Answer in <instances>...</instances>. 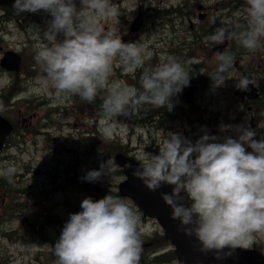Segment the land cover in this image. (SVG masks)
Segmentation results:
<instances>
[{
  "label": "clouds",
  "instance_id": "9594fccd",
  "mask_svg": "<svg viewBox=\"0 0 264 264\" xmlns=\"http://www.w3.org/2000/svg\"><path fill=\"white\" fill-rule=\"evenodd\" d=\"M245 24L221 26L206 37L216 44L236 40L252 52L264 46V0H246ZM16 13H47L44 34L54 41L51 47L38 44L35 59L46 74L45 84L58 99L78 95L92 103L106 91L101 110L103 120L124 123L138 112L174 107L171 100L190 86L191 77L175 58L154 68H144L139 87H129L112 79L114 67L135 73L150 59L151 52L137 42L125 43L102 22L117 15L112 0H15ZM62 36L63 39L57 38ZM217 67L210 76L214 88L230 79L235 56L229 49L216 52ZM239 91H248L255 81L248 76L236 80ZM4 111L0 105V112ZM222 135L207 129L193 142L181 133L167 132L158 154L138 158L133 177L155 193L170 186L161 198L177 221L178 232L195 239L194 249L213 254L217 261L232 258L237 249H249L264 239V137L256 139L250 125H220ZM104 138L112 127L102 129ZM236 133V138L227 135ZM251 149V151H248ZM112 159L99 169L86 172L81 180L97 183L110 177ZM14 170L0 171L11 182ZM190 202V203H189ZM78 213L70 214L53 248L55 264H139L143 235L150 227L119 197L106 195L100 200L85 198ZM264 254V249L261 250Z\"/></svg>",
  "mask_w": 264,
  "mask_h": 264
},
{
  "label": "rangeland",
  "instance_id": "374dc122",
  "mask_svg": "<svg viewBox=\"0 0 264 264\" xmlns=\"http://www.w3.org/2000/svg\"><path fill=\"white\" fill-rule=\"evenodd\" d=\"M220 1L221 0H112L117 7V15L103 21L102 24L106 31L111 30L115 34L121 36L130 31L134 18L139 14L142 15L141 11H147L149 8L156 5H171L174 7L178 6L183 15L182 17L175 19L177 23L172 21V24L182 31V28H187L188 24H190L189 19L202 24L205 22L197 17V6L198 4H203L207 7V11L209 10L208 13L210 14L206 21L211 23L215 29L221 26L231 28L235 23L233 20H228V11L221 9ZM119 4L124 6L120 7ZM77 6L79 7V0H77ZM118 12L123 14L121 19H118ZM1 13L0 10V17L2 16ZM36 18L38 19L35 23L31 22L29 26L27 25L28 33L30 34L34 45H52L54 41L49 38H47V41H44L40 33H44V31L47 30L48 21L51 20V17L47 13L41 11L37 13ZM180 19L184 20L183 25L180 24ZM154 34L155 37L165 35L162 34V32H156ZM57 39L60 40L63 39V37L60 36ZM28 40L27 33L23 31L19 25L16 23H2L0 21V58L10 49L21 52L27 47ZM198 53H200V56ZM197 55L199 59L204 62L206 68L213 73L217 67V61L214 59L215 53H209L204 50L203 54L198 51ZM249 60V67H252V72L261 74L260 77L264 80V63H261L254 55L250 56V58L245 57L244 63H248ZM240 76V74H230V79L221 87L222 92H224L223 94L226 95V93H232L230 87L240 78ZM10 81L11 76L8 73L0 71V89L5 87ZM204 91L203 88H200L197 91V98L199 100H213V98L219 99L217 95L213 97L211 93H205ZM29 96H34L36 100H40L42 97L49 99L54 98L56 106L60 109L59 112L52 113V120L55 121L52 126L53 129L50 130L51 133H53L52 137L45 138L42 134L35 135L27 131L24 137L19 136V138L23 140L20 144L21 146H9L2 154V160L9 154H11L13 159L7 158L3 160L2 166L4 165V168H0V171L14 168L20 172H25L23 183L24 185H29L31 191L29 192L30 196H24L27 208L19 212L15 219L7 221L0 226V231L16 229L23 237L22 240L18 242H4L12 254L14 261L13 264H41V262L37 260V253L45 252L49 249V243L44 241L40 236L41 233L33 227L31 221L33 218L38 217L42 219V214L44 215L45 213H48V211L57 213L60 218H62L63 223L61 225H46L44 226L43 231H45L50 237H56L59 239L70 214H73L72 206L70 205L76 204L80 207L81 202L85 198H89L93 195H95V200L104 198L102 193L93 194L85 189L86 187L84 181L81 180V177L84 176L87 171L92 169L98 170L102 161L112 159L113 167L111 176L104 177L102 181L97 182V184L104 188L108 187L110 190L118 191V184L125 178L122 173L117 172L120 170L115 164L114 157L107 156L103 153L93 152L92 149L97 148V146H92V144L95 143L93 134L88 136L86 133L80 132L81 130L77 126L78 123L75 124L76 122H74L73 119L78 116L77 103H74V105H68L69 109H73L74 107V111L63 108L64 102L55 97L54 89L47 86L43 79H33L29 81L27 89L21 97L26 98ZM173 105H175V103H173ZM235 111H237V109ZM44 113V109H39L37 119L44 115ZM92 113L93 115L95 114L94 110H92ZM13 116L18 122L23 123L21 118L18 119V116L15 114H13ZM247 119V115L242 117L243 121H246ZM118 120L122 122L120 117ZM28 121H31L33 125L28 126L27 128L33 129L37 120L30 119L26 120L24 123H27ZM98 122L101 125V130L107 127H112L111 136L118 137L125 142L129 141V143H127L133 148V152L138 157L147 155L145 147L150 145L147 132H155L153 127L138 129L136 126L128 125L126 121L122 122L125 125L123 127L119 122L115 121H106L102 119L98 120ZM163 122L166 124L168 123L167 121ZM243 123L248 124L247 122ZM243 123L240 122L238 125H242ZM169 124H172L173 130L170 129L171 131H165L164 135L158 134L157 143L160 145H162L167 132L182 133L187 129V123L179 118L171 119V123ZM14 157H16V159H14ZM24 164L29 165V171H27L26 168L23 169ZM20 167H22L23 170ZM119 198L128 203V205L139 215L143 224L150 227V231L146 232L145 235H151L155 232L162 231L155 220L147 218L143 220L141 213L136 211V207L130 199L125 197ZM67 202L70 203V205L66 204ZM45 207L47 208V211L45 210ZM251 248L258 250L264 249V239H258ZM171 264L180 263L174 262Z\"/></svg>",
  "mask_w": 264,
  "mask_h": 264
},
{
  "label": "trees",
  "instance_id": "16d2710c",
  "mask_svg": "<svg viewBox=\"0 0 264 264\" xmlns=\"http://www.w3.org/2000/svg\"><path fill=\"white\" fill-rule=\"evenodd\" d=\"M178 15L182 16L181 12L177 13ZM172 12L169 9L166 8H158V7H154L152 9L151 13L147 14V20L145 22L146 27H144V30L146 31V35L141 38V42L140 45H144L147 43V37L152 33V30L155 28V30H159L160 26L162 25V22H166L167 20H169L171 18ZM6 16L11 17V18H15L16 20H19L20 22L29 18V13H23V14H17L15 9L12 7H9L8 9H6ZM214 31L211 27H202L201 29L197 30L195 33H193V37L195 39V41L199 42V41H203L206 39V37L210 36L211 34H213ZM207 45L210 46L212 45L214 42L207 40ZM182 45V44H181ZM195 44L192 43L188 49L191 51H193ZM181 53L183 49H180ZM36 55H34L35 57ZM185 56V54H184ZM156 62H160V59L158 56L155 55H151L150 59H148L145 62V65L143 68H139L136 70V73L133 75L135 76V78L140 80V76L142 74V72L144 71V68H153L157 65H159V63ZM34 64L36 65H42L41 63H37L36 60H34ZM29 66V65H27ZM31 67V66H29ZM28 70V69H27ZM33 74V73H32ZM31 74V76H32ZM118 76H121V73H118ZM138 80V81H139ZM134 83H136V80H133ZM13 83V82H12ZM22 86L20 87V83L17 81L15 82L13 85L5 88L2 91V104L3 106L9 104V100L11 98V96H13L14 94H16L19 90H22ZM103 93V92H102ZM102 93H98L99 96L102 95ZM76 97L80 100V103L82 104L79 108L80 111V115L82 117V121H85V130H87L88 126L90 125V118L89 115H87L89 108L87 107L88 102L82 98H80L78 95H76ZM26 102V106L28 107L26 109V111L24 112L25 114L31 115L32 113H34L36 106L34 105V101L33 99L29 98V100H25ZM15 111L18 112L19 110V106L18 104L15 105ZM97 108L99 109L98 105ZM100 111V110H99ZM121 118H125L123 116H121ZM94 130L97 134L96 136V142L98 143V147L100 149H106L109 152H111V154H115L117 152H122V153H128L130 151L129 149V145L123 143V142H117V141H113V140H106V138H104L103 134L100 133V130L97 128V120L94 122ZM155 154V153H154ZM14 171L12 172L11 175V182L9 181L8 178L4 177V176H0V193L2 198H6L8 201L5 204H2V211L0 214V225L1 224H5L7 221H10L12 219L15 218L16 214L18 211L22 210L25 208V203L23 201H21V194L23 192H25V190H22L19 186L18 180H17V175H15L16 170L13 169ZM77 213H78V209L76 208ZM59 220V221H58ZM6 221V222H5ZM60 218L58 215L55 214H49L47 216V220L43 221L40 225V228L43 229V227L45 226V224H52L54 222H60ZM3 236H5V238H7V240L10 241H20L21 237H19V235L17 234V231H10V232H3L2 233ZM155 235V234H154ZM153 235V236H154ZM44 236L45 239H47L50 242V247L49 250L46 253H39L42 256H37V258H41L43 259V263L42 264H55L56 261V257L54 255V251L53 248L51 246L54 247L56 241L46 235H43L42 233V237ZM143 239V238H142ZM146 242L145 243H152L151 245H143V249H142V253H141V259L139 264H151V263H156V264H167V263H172L175 261L176 259V255L174 253L173 250H168L165 253H162L160 255H156L154 257L149 256L150 254H152V252L160 249V248H165L168 245V241L164 238L163 235H159V236H155L152 238H146ZM0 264H13L12 263V258L10 255V252L8 250L7 247L0 245Z\"/></svg>",
  "mask_w": 264,
  "mask_h": 264
},
{
  "label": "water",
  "instance_id": "95a60500",
  "mask_svg": "<svg viewBox=\"0 0 264 264\" xmlns=\"http://www.w3.org/2000/svg\"><path fill=\"white\" fill-rule=\"evenodd\" d=\"M15 0H0V3H11ZM136 26L141 22V18L135 20ZM20 57L16 53L9 52L2 60V65L8 69H16ZM12 126L10 123L0 116V150L4 144L6 136L10 133ZM117 160L121 166L125 168L128 180L120 185V191L123 195L132 197L139 207L144 211L145 215L156 217L165 229L166 238L170 239L176 247V253L180 261L189 263L203 264H264V255L252 250L237 249L235 255L224 261H217L213 254L202 255L197 252L193 245L195 239L189 238L178 232V222L171 219V209L165 204L161 198V193H170L171 187L164 186L157 192L149 191L143 183L133 177L132 171L127 169L125 165L131 164L133 168L138 167L137 163L132 159H125L117 156Z\"/></svg>",
  "mask_w": 264,
  "mask_h": 264
},
{
  "label": "bare ground",
  "instance_id": "6f19581e",
  "mask_svg": "<svg viewBox=\"0 0 264 264\" xmlns=\"http://www.w3.org/2000/svg\"><path fill=\"white\" fill-rule=\"evenodd\" d=\"M139 83V81H138ZM99 93H102L99 92ZM107 92L105 91V94ZM102 97L99 96V94L97 95L96 99H95V104L98 105L99 107V117L102 120V116H101V110H102V104H103V99H101ZM162 114V108L156 109V108H152L149 109L147 111H141L138 112L135 117L132 119V123H134V126H136L138 129L143 127H146L148 122L154 119H157L161 116ZM220 123H213V124H207L205 122H199L196 126L194 127H190L186 130H184L181 134H183L185 137L190 138L193 142H195L196 140H198L200 138V136L203 134V130L207 129L210 132H213L215 135H220ZM101 134H103L102 131H100ZM148 137H149V141H150V145H148V148L151 150L152 154H158L159 152V147L161 146L160 144L157 143V138H158V134L155 132H147ZM106 140H113V141H117V142H123L125 143V141L120 140L118 137H114V136H110L109 138H106ZM128 142V141H126ZM130 153H132L133 155H135V153L133 152V150L130 151ZM48 237H50L49 235H47ZM52 239H54L55 241H57L58 239L56 237H50ZM144 243L146 242V238L142 237ZM46 241L48 243H50L47 239ZM156 255H160L159 253H152L149 256L154 257ZM151 264H156V263H151Z\"/></svg>",
  "mask_w": 264,
  "mask_h": 264
},
{
  "label": "flooded vegetation",
  "instance_id": "af4514ba",
  "mask_svg": "<svg viewBox=\"0 0 264 264\" xmlns=\"http://www.w3.org/2000/svg\"><path fill=\"white\" fill-rule=\"evenodd\" d=\"M243 76H245V74L243 75ZM253 77V76H252ZM256 85V84H255ZM259 91H260V89H259ZM259 98H260V96H259Z\"/></svg>",
  "mask_w": 264,
  "mask_h": 264
}]
</instances>
